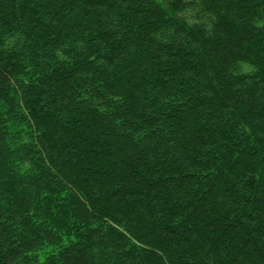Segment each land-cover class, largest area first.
<instances>
[{
    "label": "trees",
    "instance_id": "obj_1",
    "mask_svg": "<svg viewBox=\"0 0 264 264\" xmlns=\"http://www.w3.org/2000/svg\"><path fill=\"white\" fill-rule=\"evenodd\" d=\"M0 264H264V0H0Z\"/></svg>",
    "mask_w": 264,
    "mask_h": 264
}]
</instances>
